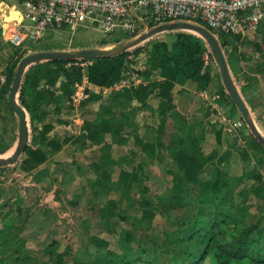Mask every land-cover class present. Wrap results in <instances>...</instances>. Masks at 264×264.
Here are the masks:
<instances>
[{
  "label": "rangeland",
  "instance_id": "1",
  "mask_svg": "<svg viewBox=\"0 0 264 264\" xmlns=\"http://www.w3.org/2000/svg\"><path fill=\"white\" fill-rule=\"evenodd\" d=\"M24 1L0 0V158L13 153L18 139V120L7 103L12 81L7 80L6 73L11 65H17L27 54L64 48L69 43L72 47L83 46L81 49L96 45L104 47L95 48L107 49L122 42L116 39L110 41L109 46L104 45L105 34L78 27L73 34L67 30H49L36 43L15 47L5 38V29L2 33V22L13 8L18 14L19 9L26 14ZM14 20L19 18L13 17L7 24ZM160 39L156 35L140 45ZM201 41L207 47L204 40ZM223 41L221 38L220 42ZM233 43L236 42L232 41V47ZM249 44L247 50L252 49V54L254 51L264 58V39L258 42L255 37ZM223 52L228 56L225 49ZM136 53L138 55L132 60L126 57L127 69L120 79L133 81L132 77L137 74L142 83L146 82L147 97L142 104L135 100L122 102L118 90L114 89L101 96L95 95L98 100L86 92L75 110L70 102L75 85L61 89L63 77L58 78L55 85H49L47 82L54 77L43 75L46 69L37 70L38 77L43 78L37 90L28 86V109L21 107L29 122V146L45 150L46 159L30 170L20 160L0 167V235L3 233L0 264H87L94 258L87 251L91 235L99 234L116 250L127 231V236L136 238L130 242L133 248L140 243L141 250L146 248L153 257L156 242L160 254L161 246L168 248L170 245L168 235L180 230L181 221L188 217L185 208L170 212V200L173 203L184 196L190 197L183 183L184 167L176 157L178 152L205 160L201 179H217L220 186L227 189L229 202H223V210L216 213V222L212 225L216 232L215 252H219L218 244L224 250L225 238L218 229L248 221H259L263 226L264 149L255 146L254 138L225 92L216 65L209 68L212 82L205 93L195 90V84L190 87L192 93L180 107L182 115L176 111V92L170 109L163 111L153 84L163 80L166 73L151 70L146 56ZM43 90L47 91L36 94ZM42 96L45 99L41 103ZM105 107L111 108L108 113L113 112L115 119L108 120L107 113H103ZM176 112L182 118H177ZM254 114L257 128L264 135L259 116ZM122 115H127L126 124ZM103 121H108L109 129L102 133L97 126ZM239 121L243 126L233 127V123ZM177 122L180 126L186 123V133ZM89 131L96 136L91 138ZM56 144L59 151L69 144L66 148L71 151L59 156L58 160L55 158L54 164L50 159L51 164H48L49 157L57 152L51 150ZM149 145L156 150L151 157L143 150ZM70 158L75 166L68 164ZM144 210L153 214L152 222L141 219ZM6 212L12 213L9 219H5ZM104 218L106 225L99 226L98 221ZM2 227L17 235L14 245L5 244L8 234ZM214 261L215 258L208 255L202 264Z\"/></svg>",
  "mask_w": 264,
  "mask_h": 264
},
{
  "label": "trees",
  "instance_id": "2",
  "mask_svg": "<svg viewBox=\"0 0 264 264\" xmlns=\"http://www.w3.org/2000/svg\"><path fill=\"white\" fill-rule=\"evenodd\" d=\"M166 33L174 34V41L171 44L165 41L148 42L150 46L147 45V43L145 46L140 45L134 48V51L141 52L146 56L148 59L146 63H148L151 70H159L166 73L165 80L153 84L154 91L157 92V97L161 99L163 111L171 107V90L174 87L177 76H181L193 82L197 90H206L212 82L209 69L202 72L201 54L204 51V45L201 39L193 33L186 31ZM216 36H220V40L223 38L225 42H220L217 37L222 49L228 52L227 46L232 45L230 40L238 41V36L240 35L219 33ZM233 47L236 48L235 46ZM171 52L175 53V55H171ZM128 54L129 52L126 51L112 58L92 59V66L86 69V76L89 83L100 88H106L119 82L122 72L127 69L125 62H127L126 57ZM227 54L228 56H226V54L224 55L232 70L231 72L234 73L232 69L234 68L232 57L229 53ZM68 63L70 62L50 61L31 66L23 76L18 96L19 104L28 109V105H26L27 88L30 86L37 90L39 81L43 78L38 77L37 70L46 69L43 75L49 74L54 77V79L52 78L51 81L47 82L49 85H55L56 80L63 77L65 81L61 83V89L67 85L72 86L79 83L82 79L81 70L74 66L67 68L66 65ZM16 66V64H13L8 68L6 73L7 80L13 81ZM147 90L148 88L143 85L136 89L123 88L119 92V99L122 102L135 100L142 104L147 97ZM45 91L47 90L36 91V94L40 95ZM93 97L98 100L97 96ZM44 99L45 96H42L39 102H44ZM108 110H111V108L108 109L105 107L103 111L104 114L107 113L108 120L110 117L115 119L116 116L112 112L114 110L111 111L112 113H108ZM174 115L177 118L180 117L177 112ZM126 116H121L124 124L127 123ZM177 124L179 126L181 125L180 122H177ZM180 128L183 133H186L188 130L186 123L180 126ZM97 129H100L102 133L103 130L107 131L109 129L108 121H103V123L97 126ZM89 132L91 138L96 136L91 131ZM252 138L254 137L252 136ZM253 140H255V138ZM171 142H174V140L171 139ZM255 142V146L262 149V146L256 140ZM139 143H142L141 140ZM58 149L59 147L57 144L51 147L53 151ZM143 150L150 154L149 157L154 156L156 152L150 145ZM183 154L185 153L178 152L176 153V157L179 164L184 167V182H182L185 184V187L189 189L187 195L190 197L185 198L186 196H184L178 202L173 203L170 200V212L172 213L175 210L185 208V216L188 217L181 221L182 228L180 230L168 235V241L170 243L168 248L164 247V245L161 246V252L158 254L159 248H157V243L155 242L154 256L152 257L148 254L146 248L141 250L142 244L137 243L134 248L131 246L130 242L135 241L136 238L127 236L129 231L125 233L124 239L119 240V244L116 245V250L111 249L109 247V242L100 237L99 234L91 235L89 237L90 247L87 251L89 254H92L94 258L87 264H202L204 258L208 255L215 258L213 264H264V224L261 226L259 221H255L254 223L248 221L246 223H240L232 228L218 229L223 238H225L223 241L224 250H222V247H218L220 246L218 244L217 248L219 252H215L214 247L217 244L214 240L216 232L213 230V226L216 222V213L223 210V202H229L228 192L227 189H223L220 186L222 184H220L217 179L215 181L201 179L202 169L206 163L205 160L197 159L192 155L188 156ZM45 159V150L39 147L33 148L28 146L19 160L22 165H26L27 169L30 170L44 162ZM122 181L124 182L125 179H122ZM141 219L152 222L153 214L150 211L144 210L142 211ZM104 220L105 218L98 221L99 226L103 227V225H106L103 223ZM133 225L135 224L133 223ZM2 228H4L3 230L8 234L4 232L5 235H7L5 244L14 245L17 240V235L14 231L8 228L6 229V227ZM122 233H124V231ZM2 239L3 237L0 238V242ZM211 246H213V250ZM138 250L141 252L138 253ZM7 256V259H9L10 256L8 254Z\"/></svg>",
  "mask_w": 264,
  "mask_h": 264
},
{
  "label": "built area",
  "instance_id": "3",
  "mask_svg": "<svg viewBox=\"0 0 264 264\" xmlns=\"http://www.w3.org/2000/svg\"><path fill=\"white\" fill-rule=\"evenodd\" d=\"M22 5L26 14L22 13L20 22L10 23L5 34L15 47L36 43L49 30L71 31L82 18H87L101 33L120 32L126 40L175 22L203 26L215 36L219 33L244 36L264 26V0H26ZM134 48L127 50L129 60L135 58ZM201 60L202 72L215 65L208 47H204ZM92 64V59H84L66 65L82 72V79L70 96L75 110L89 90L86 69ZM116 84L119 89L128 87L124 78ZM242 126L241 121L233 123L235 128Z\"/></svg>",
  "mask_w": 264,
  "mask_h": 264
},
{
  "label": "water",
  "instance_id": "4",
  "mask_svg": "<svg viewBox=\"0 0 264 264\" xmlns=\"http://www.w3.org/2000/svg\"><path fill=\"white\" fill-rule=\"evenodd\" d=\"M1 5V4H0ZM18 21V20H16ZM4 33V28H2ZM175 31H186L198 35L204 40L215 65L218 69L223 87L233 105L240 113L245 126L251 135L264 149V135L258 130L257 125L244 102L236 83L230 73L226 57L217 37L207 28L186 22H175L156 26L148 31L140 33L137 37L119 42L111 48H84L75 50H47L27 54L22 57L15 70L14 78L7 96L9 108L15 113L18 120V139L13 153L6 158H0V167L8 166L17 162L29 146L30 128L25 110L18 103V96L25 72L33 65L50 61H76L81 59L112 58L127 50L139 46L154 36Z\"/></svg>",
  "mask_w": 264,
  "mask_h": 264
},
{
  "label": "crops",
  "instance_id": "5",
  "mask_svg": "<svg viewBox=\"0 0 264 264\" xmlns=\"http://www.w3.org/2000/svg\"><path fill=\"white\" fill-rule=\"evenodd\" d=\"M18 12L21 15V19H23V16H22L23 12L20 9ZM14 21H16V20H14ZM18 22H20V21H18ZM78 27L97 30L95 25H92L88 21L87 18L80 19L78 21L77 25L71 30V34H73V32ZM263 29H264V26L259 28L255 33H247L244 36H238L239 40L238 41L234 40V42H236V43H233L236 48L232 47L231 45H228L227 50H228V53L232 57V62H233V66H234V68H232V69H233L234 73L231 72L232 70L229 67V63H227V64H228V67H229V70H230L232 77H234L236 80L235 83H236L237 89L239 90V92H240L244 102L246 103L247 107L249 108L251 115H252V113L253 114L255 113L256 115L259 116L258 120L261 124L260 127H262V129L264 130V58H262V55L260 56V54L257 52L255 53L253 51V54H252V49H248V50L246 49V47L251 45V44H249V40L255 39V37H256L258 42H259V41H261V39H264V30ZM158 35L161 38L160 41H165L168 44H171L174 41L173 33H161ZM106 36H107V39H104V41L102 43L104 45H107V46H109L108 43L110 41H115L116 39L119 41H125L124 35L120 32H117L114 35H106ZM230 41L232 42L233 40H230ZM238 44L241 45L243 47V49L242 48L239 49ZM80 47H83V46L72 47V46H70V43H69V45H67V47L58 48L55 50H68L69 51V50L81 49ZM92 47L95 48V47H104V46L96 45V46H92ZM133 54L135 55V58H136V55H138L136 53V51L133 52ZM171 55L174 56L175 53L171 52ZM130 74H132V73H130ZM133 75H134V73H133ZM124 79H126V78H124ZM139 79H140V77H138L137 74L134 76L133 81H128L126 79L128 81V84H127L128 87H126L125 89H127V88L128 89H136L137 87L141 86L142 80L140 79L141 80L140 81ZM165 79H166V77L163 80H165ZM163 80L156 81V82H161ZM142 84H143V86H146V82L142 83ZM193 84H194L193 82H191L185 78H182L181 76H177L176 81L174 83V87L171 90V95L173 96V99L175 100L176 96L178 98L177 103H176V106H177L176 111L181 113V114H182V110L180 109V107L183 106L182 103L186 102L187 95H189V96L191 95L192 91H190L189 89H190V87L194 86ZM195 88H196V85H195ZM114 89H117L118 90L117 92H120L119 90H122V89H119L116 84H114L111 87L100 88V87H96V86L89 83V90L87 92H89L90 94H93L94 96L95 95L101 96L103 93L109 92V91L114 90ZM195 90H197V88ZM197 91H199V93H205L206 90H197ZM175 92L177 93L176 96L174 95ZM193 94H195V92ZM139 104H141V103H139ZM252 117H253V115H252ZM258 130H259V128H258ZM259 131L261 132V130H259ZM65 146L67 147V146H69V144L65 145ZM66 147L62 148L60 151L57 150L56 153L52 154L49 157V161L47 163L48 164H51V163L54 164L55 158L58 160L59 156H63L65 154V152L71 151V149L66 148ZM229 155H230V153H229ZM50 159H53V162L50 163ZM72 162H73V158H70V162L68 164H72L75 166V164H73ZM78 165H80V162L76 163V171L79 167ZM202 174H201V177H202ZM7 212L5 213L6 214L5 219H9L12 216V213L10 214Z\"/></svg>",
  "mask_w": 264,
  "mask_h": 264
},
{
  "label": "bare ground",
  "instance_id": "6",
  "mask_svg": "<svg viewBox=\"0 0 264 264\" xmlns=\"http://www.w3.org/2000/svg\"><path fill=\"white\" fill-rule=\"evenodd\" d=\"M0 10H1V5H0ZM13 17H14V18L17 17V18H19V20H21V19H20L21 16H20V14H18V13L15 11V8H13V9L11 10V12H10V16H9V17H7V18L5 17V18H6V21L2 22L3 28H4L5 31H6L5 34L8 32L9 27H10L9 24H7V21H9L10 19H12ZM19 20H18V21H19Z\"/></svg>",
  "mask_w": 264,
  "mask_h": 264
},
{
  "label": "clouds",
  "instance_id": "7",
  "mask_svg": "<svg viewBox=\"0 0 264 264\" xmlns=\"http://www.w3.org/2000/svg\"><path fill=\"white\" fill-rule=\"evenodd\" d=\"M216 37H217V36H216ZM81 60H84V59H81ZM70 62H72V61H70ZM214 63H215V62H214ZM115 84H116V83H115ZM244 126H245V125H244ZM18 160H19V159H18ZM18 160H17V161H18ZM11 165H12V164H11Z\"/></svg>",
  "mask_w": 264,
  "mask_h": 264
}]
</instances>
